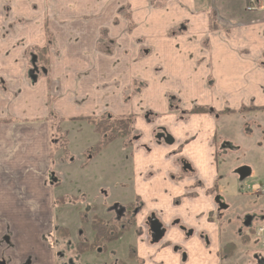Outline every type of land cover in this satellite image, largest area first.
Wrapping results in <instances>:
<instances>
[{
  "label": "crops",
  "instance_id": "0c3cea01",
  "mask_svg": "<svg viewBox=\"0 0 264 264\" xmlns=\"http://www.w3.org/2000/svg\"><path fill=\"white\" fill-rule=\"evenodd\" d=\"M259 2L17 0L12 11H0V229L23 222L14 234L21 264H58L48 238L68 214L78 216L77 204L104 218L113 217L105 205L139 206L131 264H232L238 254L227 258L222 248L235 242L233 228L220 227L212 191L220 176L215 141L229 135L219 127L230 115L255 112L222 111L264 109ZM43 46L49 65L36 77L29 54ZM198 106L210 111H192ZM103 116H132L137 138L99 151L110 171L104 166L94 179L82 162L73 166L70 149L96 144L90 118ZM60 120L70 134L66 163L52 159V125ZM97 180L106 201L97 202ZM152 215L166 229L158 243L141 231ZM180 243L194 262L174 249Z\"/></svg>",
  "mask_w": 264,
  "mask_h": 264
},
{
  "label": "rangeland",
  "instance_id": "374dc122",
  "mask_svg": "<svg viewBox=\"0 0 264 264\" xmlns=\"http://www.w3.org/2000/svg\"><path fill=\"white\" fill-rule=\"evenodd\" d=\"M251 3L252 4L249 5H255V2ZM14 5H17V0H0V11H12ZM259 5L264 6V0H261V2H259ZM2 7H4V9ZM32 51L37 52L36 47L32 48L30 54ZM28 62L30 65L31 61L28 60ZM38 63L41 64V67L45 66L46 68L49 65L48 62H41L40 58ZM41 74L42 72L40 73V75ZM51 104V93L48 92V109L51 107ZM254 109H259V111H256ZM249 110H253L255 112L245 113L243 115H240L239 118L237 117V115H230L227 118L225 125L221 122L219 127V133H221L224 126L229 132V135H226V137L223 139V143L226 145V147L223 148L218 155L220 176L218 179L216 192L219 196L226 197L224 198V202L227 199L230 205L228 209L222 210L220 212L217 219H220L222 217L220 219V227L233 228V232L231 233L232 237L230 239L238 244V248L236 250V254L238 255L236 256V259L232 262V264H256V255L260 250L264 251V247L261 245L258 237L255 234L250 233L249 230H247V232H249L251 239L250 242L247 243V246H243L239 243L241 242V238L238 234L239 229H245L246 226L244 225V222L245 218L248 215L253 216V221L250 226L251 228L258 229L260 226L264 225V221L262 220V216L264 215V194H257L252 189V184L254 183H260L264 185V138L262 140L258 139V135H264V109L260 110V108L254 107H250L248 109L242 108L239 111L236 110L235 113L241 112L240 114H242V112ZM51 115L53 116V114H49V117ZM66 127L67 124L63 123L62 120H60L57 125H52V135H54L52 136L53 140L51 141L52 154L54 149H56L54 153V155L56 156L53 155L52 159L54 158V160L57 162L59 160L66 163V159L68 160L70 158L68 153H66L68 152V137L70 136V134H66V131L64 130L66 129ZM58 140L59 143L57 144ZM85 140L88 143V137L85 138ZM223 140L221 139L220 143ZM113 142L121 141L117 139ZM78 143L79 146H74L70 149L71 159H69V161H72V159L75 160L73 166L78 167L80 166V162H82V169L91 171L90 173H92V178L94 179H99L100 175L98 174V172L100 168L102 169L104 168V166H106L107 172L110 171L108 160L99 161V156H97L98 152L95 154H92V152H90V149L92 150V146L89 147L88 150H85L83 148V144L80 142ZM230 144L232 145V147L230 146ZM253 151L255 152V156ZM127 158L130 159L129 152H126L123 156L124 164L128 165V168L125 169V173L127 181L129 182L131 171L129 160H126ZM111 164V166H113V162ZM244 165L249 166L252 172L248 177L241 179L238 174V169L240 166ZM102 185L103 183H101L99 180L93 181L92 183V187H96L95 189L99 192L97 202L107 200H104L105 196L102 195L100 191ZM89 193L90 195H93V192ZM86 199L91 200L92 198L88 197ZM70 203L72 202L70 201ZM75 206H77L78 209L81 207L80 204H77ZM108 207L110 206L105 205V208ZM58 208H63V205L60 204ZM82 212L86 214V219H88L92 214V212ZM3 223L5 224V229H0V258L1 260H5V262H2L1 264H21L22 257L17 251L19 241L17 235L14 234H16V228L18 227V225L23 222L11 221ZM15 223H17V225ZM62 223H64V226L71 229L70 236L67 237L69 234H64L56 231L54 233L55 235L52 236V240L54 239L55 246L58 251H60L61 248L63 249L61 251L65 255L66 260L69 261V263L104 264L106 262H116L117 260H127L129 258L131 248L130 245L135 241L134 229L130 228L129 230H127L121 238H119L115 242L109 243L107 248L103 251H100L99 253L89 251L83 254H77V252L75 251L74 240L76 239L77 234H79L77 231L79 227L78 224L80 223V230L81 228L84 229L83 235L85 236L88 234L90 229L88 220L84 223H81L80 214L79 216L75 214H68ZM26 225L33 227L35 225V222L31 221L30 223H26ZM3 234L5 235L4 238ZM2 238L3 242L1 241ZM57 244L60 248L57 246ZM243 244H245V242H243ZM177 248H179V254L185 251L182 245L178 246ZM186 251L187 259H185L184 261H187L188 263L194 262L196 260V257L191 254L189 250ZM260 255H264V252L259 253V256ZM135 262L136 261H133L132 264H137Z\"/></svg>",
  "mask_w": 264,
  "mask_h": 264
},
{
  "label": "flooded vegetation",
  "instance_id": "af4514ba",
  "mask_svg": "<svg viewBox=\"0 0 264 264\" xmlns=\"http://www.w3.org/2000/svg\"><path fill=\"white\" fill-rule=\"evenodd\" d=\"M39 48V47H36V49ZM29 57H30V60H31V69L32 70V75L36 77L38 76V74L40 75L41 71L43 70L44 72H46V70L44 69V67H41V65L38 63L39 61V54H38V51H32L31 54H29ZM38 63V64H37ZM42 71V72H43ZM35 74V75H34ZM199 107V106H198ZM207 107V106H205ZM197 108V107H195ZM194 108V109H195ZM208 110L210 111V108L207 107ZM194 109L192 111H194ZM248 109V108H247ZM236 110H233V109H226L222 112L226 113V112H230V113H235ZM197 112H203V111H197ZM93 126V125H92ZM223 129H226L224 126H223ZM227 130V129H226ZM133 131V129H132ZM99 135V134H98ZM100 137V136H99ZM171 137V136H170ZM131 139H136L137 138V134L133 133V135L130 137ZM130 138H127L126 140H129ZM130 139V140H131ZM169 139V137H168ZM125 140V139H124ZM130 140L127 141V143H130ZM217 144L216 147L218 149V155L219 153L221 152V150L223 148L226 147V145L223 143V141H221L220 143V139H216L215 141ZM95 145V144H94ZM93 145V146H94ZM92 146V147H93ZM230 146L232 147V145L230 144ZM91 147V148H92ZM236 148V146H235ZM104 149V148H103ZM102 151V150H100ZM90 152H91V149H90ZM244 168H248L249 169V173L246 175V176H242V172L241 170L244 169ZM251 168L247 165H244V166H240L239 169H238V174L240 176L241 179H244L246 177H248L250 174H251ZM252 189L253 191H255L257 194H264V185L260 184V183H254L252 184ZM217 190V186L215 188L212 189V191L217 195V203H218V209L216 211V217L218 218L220 212L222 210H225V209H228L229 208V201L226 199V201L224 202V198L226 197H221L218 195V193L216 192ZM70 201L72 202V204H75V202H73V199H70ZM63 200L62 198H59V204H63ZM77 204V203H76ZM89 207L87 206H81L79 209H78V216L80 214V219H81V223H84L85 221L88 220V223L90 225V229H89V232L87 235H83L84 233V229L81 228L80 230V223L78 224L79 227L77 229L78 233L77 234V237L76 239L74 240L75 241V251L77 252V254H83L85 252H100V251H103L107 248L108 244L111 243V242H115L117 241L119 238H121L123 236V234L129 230L130 228L132 229L136 224H135V212L138 211L139 209V206L135 205V204H129V205H119V204H113L112 206L110 205V209L112 210L113 212V217L112 218H104L102 217L101 215H99L98 213H95V212H92L93 211V207L92 209H88ZM109 208V207H108ZM92 210V211H91ZM95 210V209H94ZM82 211H86V212H92L91 216L86 219V214ZM90 214V213H89ZM97 215L98 217H100L102 219V221L106 222V223H109V224H113L114 225H118L120 230L123 229L120 237L118 239H115L113 241H109V242H106L104 244H101V245H94L92 244V242L94 241V236H95V231L94 229L92 228L91 226V223L92 221L94 220V216ZM261 215V214H260ZM222 218V217H221ZM220 218V219H221ZM219 219V220H220ZM262 220L264 221V215L262 216ZM158 222L160 223L161 225V230H162V236L161 238H159L158 240H155V237H154V232H153V229H152V223L153 222ZM253 221V216L252 215H248L246 218H245V222H244V225L246 226L245 229H241L244 233H247L249 234V232H247V230L250 231V233H253L255 234L258 239L260 240L261 242V245L264 247V225L260 226L258 229L256 228H251V223ZM60 223V222H58ZM178 223V222H177ZM77 225V226H78ZM254 229V230H253ZM80 230V232H79ZM240 230V229H239ZM238 230V231H239ZM56 231H59L60 233H64V234H69L67 237L70 236L71 234V229H69L68 227L66 226H59L56 230ZM141 231H142V235L148 239L149 241L153 242V243H158L161 241V239H163L164 235H165V232H166V229L164 228V226L162 225V223L159 221V219L155 216V215H152L150 218H149V221L143 226L141 227ZM54 232V233H55ZM55 235V234H53ZM49 237V240H52V236ZM64 238V237H63ZM245 242V239H243V241L239 242L240 244ZM245 244H247V242H245ZM245 244H242L243 246H245ZM233 245V246H232ZM237 243L235 242H229L227 244L224 245L227 246L226 249H224V247L222 248V255L227 257V258H230L234 255V252H236V247H237ZM248 245V244H247ZM52 246L54 247V251L56 253V256H57V259H58V264H72L71 262L69 263L68 260H66V257L65 255L63 254V252L61 250H63L61 248L60 251H58L56 249V246H55V242H54V239L52 240ZM58 246V244H57ZM131 248H130V253H129V258L127 260H117L116 262H106L104 264H129V260L130 259H134V248L132 246V244L130 245ZM59 247V246H58ZM178 247V246H177ZM176 246L174 247V249L179 253V248H177ZM60 248V247H59ZM261 252H264L262 250H260L258 252V254L256 255L255 257V263L256 264H264V255H260L259 256V253ZM183 257H186L187 256V252L184 251L181 253ZM259 256V257H258ZM2 262H5V260H1L0 264ZM29 263V262H28ZM27 263V264H28ZM131 264V263H130Z\"/></svg>",
  "mask_w": 264,
  "mask_h": 264
},
{
  "label": "trees",
  "instance_id": "16d2710c",
  "mask_svg": "<svg viewBox=\"0 0 264 264\" xmlns=\"http://www.w3.org/2000/svg\"><path fill=\"white\" fill-rule=\"evenodd\" d=\"M37 51L41 62H48L47 47H39ZM43 67L46 69L45 66ZM194 111H208V108L199 106L195 108ZM132 120V116H103L100 118H90L94 131L100 136L97 143L92 147V154L99 152L116 139L130 138L133 134ZM91 226L95 231L94 241L92 242L94 245H101L118 239L123 231V229L120 230L118 225L106 223L97 215L94 216ZM226 247L227 246H225L224 249H226Z\"/></svg>",
  "mask_w": 264,
  "mask_h": 264
},
{
  "label": "water",
  "instance_id": "95a60500",
  "mask_svg": "<svg viewBox=\"0 0 264 264\" xmlns=\"http://www.w3.org/2000/svg\"><path fill=\"white\" fill-rule=\"evenodd\" d=\"M241 172H242V176L244 177V176H246L249 173V169L248 168H244V169L241 170ZM152 229H153V232H154L155 240H158L159 238H161L162 230H161L160 223H158L157 221L153 222L152 223Z\"/></svg>",
  "mask_w": 264,
  "mask_h": 264
},
{
  "label": "built area",
  "instance_id": "2783aa9c",
  "mask_svg": "<svg viewBox=\"0 0 264 264\" xmlns=\"http://www.w3.org/2000/svg\"><path fill=\"white\" fill-rule=\"evenodd\" d=\"M252 7H253V6L249 5V6H248V9H250V10H251V9H252Z\"/></svg>",
  "mask_w": 264,
  "mask_h": 264
}]
</instances>
